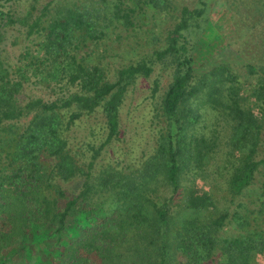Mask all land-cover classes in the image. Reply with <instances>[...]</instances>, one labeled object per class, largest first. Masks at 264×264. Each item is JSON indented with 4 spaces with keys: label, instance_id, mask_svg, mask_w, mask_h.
<instances>
[{
    "label": "trees",
    "instance_id": "obj_1",
    "mask_svg": "<svg viewBox=\"0 0 264 264\" xmlns=\"http://www.w3.org/2000/svg\"><path fill=\"white\" fill-rule=\"evenodd\" d=\"M15 1L0 0V264H259L264 65L198 71L192 33L208 0H32L25 12ZM223 2L263 22L264 0ZM142 28L149 50L111 67L107 40ZM13 29L39 37L33 51L6 54ZM157 64L170 79L153 149L134 163L101 160L122 138L129 86ZM29 87L52 97L22 96ZM98 110L103 138L71 143L73 126Z\"/></svg>",
    "mask_w": 264,
    "mask_h": 264
},
{
    "label": "rangeland",
    "instance_id": "obj_2",
    "mask_svg": "<svg viewBox=\"0 0 264 264\" xmlns=\"http://www.w3.org/2000/svg\"><path fill=\"white\" fill-rule=\"evenodd\" d=\"M2 2L4 0H1ZM32 0H16L13 4L18 11L25 12ZM47 0H40L41 5ZM177 6H194L197 0H174ZM209 13L204 28L198 32H193L196 42L195 61L198 71L209 69L213 64L228 61L234 69L241 74H246V63L253 65H264V19H254L247 12L242 16L233 17L223 0H208ZM231 14V16H230ZM235 19H233V18ZM170 16L164 17L163 21L156 23L155 33L163 36L165 30L173 23ZM234 22L236 23L234 25ZM255 23V24H254ZM142 28L140 31H123L121 39H108L110 44L107 54L112 55L109 59L110 66L115 69L119 65L136 61L141 54L149 50L142 47L145 43L146 32ZM10 35L16 36V44L7 45V53L10 58H14L24 48L34 50L38 36L30 41L31 37H26L24 31L13 29ZM150 39V33L148 34ZM152 45V44H150ZM170 70L162 68L157 64L148 77L139 76L135 82L129 86L124 101L120 108L122 138L120 141L112 143L106 152L101 156V160L118 158L124 163H134L144 154H148L154 146L157 127L154 114L156 112L159 95L170 79ZM160 82L159 90L152 96L154 80ZM43 96L52 97L41 88H27L22 96ZM154 119V121L152 120ZM106 129L104 118L100 110L91 115L83 116L72 128L71 143H79L84 140L100 141L105 135ZM111 155H114L111 158ZM72 183H64L70 187ZM79 185V183H76ZM259 264H264V255L260 256Z\"/></svg>",
    "mask_w": 264,
    "mask_h": 264
}]
</instances>
